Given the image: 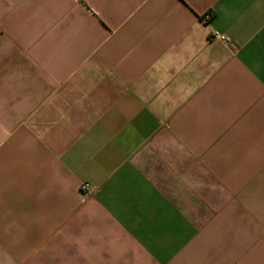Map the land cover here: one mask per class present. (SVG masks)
<instances>
[{"label":"crops","instance_id":"obj_1","mask_svg":"<svg viewBox=\"0 0 264 264\" xmlns=\"http://www.w3.org/2000/svg\"><path fill=\"white\" fill-rule=\"evenodd\" d=\"M0 264H264V0H0Z\"/></svg>","mask_w":264,"mask_h":264},{"label":"built area","instance_id":"obj_2","mask_svg":"<svg viewBox=\"0 0 264 264\" xmlns=\"http://www.w3.org/2000/svg\"><path fill=\"white\" fill-rule=\"evenodd\" d=\"M222 40H225V37H221ZM90 190V184L89 183H84L82 185V192L83 195L87 196L88 195V191Z\"/></svg>","mask_w":264,"mask_h":264}]
</instances>
